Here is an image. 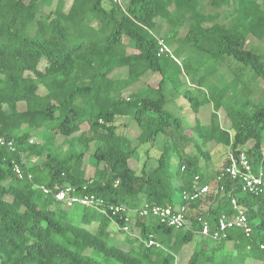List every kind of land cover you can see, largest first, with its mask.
<instances>
[{
  "label": "trees",
  "instance_id": "obj_1",
  "mask_svg": "<svg viewBox=\"0 0 264 264\" xmlns=\"http://www.w3.org/2000/svg\"><path fill=\"white\" fill-rule=\"evenodd\" d=\"M176 15L184 17V27L170 41L176 48L160 55V40L167 41L152 31L160 25L172 30ZM251 41H264V0H126L124 5L0 0V136L13 146H0V264H178L179 251L191 243L186 264H264V184L263 193L255 195L239 180H218L229 156L241 153L264 177V103L252 107L247 101L228 112L229 131L212 112L208 134L198 117L188 134L182 119L166 110L164 91L173 78L170 66L177 77L191 70L188 49L216 60L231 58L264 83V54L247 48ZM119 72H127L125 78L118 79ZM148 72L162 80L142 95L139 85ZM205 85L202 77L198 86ZM181 97L195 115L212 101L200 102L190 91ZM160 137L165 141L156 163L146 160L138 172L131 161ZM212 144L228 147L230 155L209 179L202 170L211 163ZM86 162L94 168L91 177ZM35 185L54 194L73 187L77 195H94L107 207L136 211L114 217L120 226H130V234L91 208L68 215L67 206ZM204 186L210 187L206 194L183 199ZM232 197L244 207L252 234L233 227L224 238L212 239L214 245L198 242L204 223L213 233L221 217L232 215ZM177 202L185 207L187 228L174 239L177 229L139 215L155 205L176 209ZM97 217L96 230L87 228ZM123 238L129 249L108 242Z\"/></svg>",
  "mask_w": 264,
  "mask_h": 264
},
{
  "label": "rangeland",
  "instance_id": "obj_2",
  "mask_svg": "<svg viewBox=\"0 0 264 264\" xmlns=\"http://www.w3.org/2000/svg\"><path fill=\"white\" fill-rule=\"evenodd\" d=\"M71 2V0H69ZM126 2V1H125ZM124 2V4H125ZM204 5L200 2L198 7L199 10L203 9ZM47 9H40V13L46 14ZM204 12V11H203ZM177 19V25L172 30L169 29L167 25H160L158 29L152 31V36L156 38H166V46L169 50H174L176 48L175 44L170 42L176 33H179V30L183 28L184 17L181 15L175 16ZM35 28V25L32 26V29ZM256 47L257 51L261 54H264V41L259 44H255L252 41L248 43L247 48ZM132 50H129L128 53H131ZM188 53H191L190 60L188 62L190 71L184 70L182 75L176 76L177 70L174 71L173 65L168 68V77H170L166 84L164 85V91L167 96L168 102L166 104V110L172 113L174 116L182 119L183 128L188 133H192V127L195 126V119L199 118V123L202 129V132L206 135L210 132V118L211 113L216 112L222 126L229 131L230 122L227 118L228 112L236 111L239 109L247 101L251 102V106H259V104L264 103V83L262 80L258 79L251 68L245 67L242 64L237 63L231 58L225 57L224 59L216 60L211 58L206 54H199L196 52H192V49L186 50V56ZM174 57V56H173ZM180 61L184 60L183 57L179 58ZM178 61V60H176ZM44 68V65H41V69ZM127 72H119L116 76L119 78H125ZM170 75V76H169ZM205 77L206 85L204 88H200L198 86L199 80ZM173 79V81L171 80ZM162 80V76L157 73L148 72L142 78V84L139 87H143L141 89L142 95H147L152 91V89L156 88L160 81ZM175 82V84H173ZM135 88V87H134ZM186 91H190V93L197 97L200 102L206 101V99H212V101L200 108L199 114L195 115L190 108L189 103L180 98V95L185 93ZM219 103V105H218ZM20 109L23 110L24 106L21 105ZM119 124H123V121H119ZM122 127V125H121ZM85 129V128H84ZM86 130V129H85ZM121 132H125L126 135L135 136L134 130L123 128L120 129ZM165 139L160 137L155 146L145 145L142 146L140 151L137 153L135 160L131 161V166L140 172L142 165L146 160H149L151 164H155L157 158L160 155ZM262 148L264 150V140L262 144ZM191 154H195V148H189L188 150ZM211 151V163L208 165V169L202 170L205 177L212 179L216 177L217 173L221 172L223 169V165L225 160L230 155V150L228 147L223 145L215 146V144L210 145ZM148 152V154H147ZM87 163V164H86ZM85 163V168L87 171V176L91 177L94 173V168L88 162ZM201 165H205V161H201ZM179 202H177V205ZM61 207H58V209ZM82 206L79 204H74L72 208H69L67 211L68 215H71L73 212L81 209ZM149 219L152 220L151 217ZM100 223V218H96L90 226L87 228L95 231L96 226ZM112 226L110 227V229ZM136 231V236L139 237V230ZM185 229L176 230L174 232L172 238H176L177 236H181ZM198 242L208 243L209 245H214V241L209 237H205L201 234L197 236ZM196 238V240H197ZM108 242L114 246H121L128 242L126 238L117 240V239H108ZM135 250L134 253L138 254L139 242L134 244ZM125 249H129L131 247L130 243H126L124 246ZM194 243L189 246L181 249L179 251V260L178 264H186L193 252ZM174 250V248H169ZM180 261V263H179Z\"/></svg>",
  "mask_w": 264,
  "mask_h": 264
},
{
  "label": "built area",
  "instance_id": "obj_3",
  "mask_svg": "<svg viewBox=\"0 0 264 264\" xmlns=\"http://www.w3.org/2000/svg\"><path fill=\"white\" fill-rule=\"evenodd\" d=\"M111 3H119L124 5L126 0H108ZM160 55L166 52H170L165 42L160 40ZM1 131V130H0ZM0 146H7L13 150L12 143L6 142L3 137L0 136ZM14 171L16 175L20 178H23V172L19 166L14 167ZM223 173L218 180H221L223 177H229L232 180H239L243 185V190L246 192L253 193L255 195H259L263 193V184L264 177L263 171L260 170L258 173H254L252 165L248 157L241 153L239 156H229V163L223 169ZM198 179V178H197ZM36 189H39L46 195H52L56 202L61 203L68 208H72L74 204H79L82 207L91 208L97 210L98 212L106 215L110 218L113 225L120 231H124L125 233L130 234V226H120L116 220L115 216L120 213H136V211L127 210L125 207H107L103 200L97 198L94 195H84L79 196L76 193V189L73 187H66L60 192L54 194L51 190L43 187V186H34ZM210 187L204 186L201 189H197L192 193H185L183 199L186 201H194L199 198L200 195L206 194L209 192ZM223 191V189H222ZM232 205V215L230 217L223 216L220 218L217 230L215 232H211L210 226L207 223H204L201 235L205 237H210L214 241H218L220 238H224L226 236V231L230 228L236 227L241 229L246 236H250L252 234V227L249 223V219L247 217L246 211L244 207L239 203L238 199L235 197L231 198ZM139 215L141 217H151L159 219L161 223L173 227L177 230L187 228L186 219H185V207L180 205L178 208H174L171 206H151L145 207L139 211ZM129 222V219L126 220ZM151 245H157L154 241H150L148 243Z\"/></svg>",
  "mask_w": 264,
  "mask_h": 264
},
{
  "label": "crops",
  "instance_id": "obj_4",
  "mask_svg": "<svg viewBox=\"0 0 264 264\" xmlns=\"http://www.w3.org/2000/svg\"><path fill=\"white\" fill-rule=\"evenodd\" d=\"M176 206L179 207L180 204H178V205H176ZM121 246H122V247L126 246V243H125V244H122Z\"/></svg>",
  "mask_w": 264,
  "mask_h": 264
}]
</instances>
